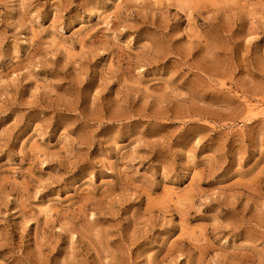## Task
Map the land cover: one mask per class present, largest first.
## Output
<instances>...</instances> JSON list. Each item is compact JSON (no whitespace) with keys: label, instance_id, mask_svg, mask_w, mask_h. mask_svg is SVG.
<instances>
[{"label":"rangeland","instance_id":"obj_1","mask_svg":"<svg viewBox=\"0 0 264 264\" xmlns=\"http://www.w3.org/2000/svg\"><path fill=\"white\" fill-rule=\"evenodd\" d=\"M0 264H264V0H0Z\"/></svg>","mask_w":264,"mask_h":264}]
</instances>
